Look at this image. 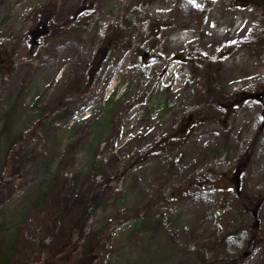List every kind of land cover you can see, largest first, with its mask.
Returning a JSON list of instances; mask_svg holds the SVG:
<instances>
[{"label": "rangeland", "instance_id": "rangeland-1", "mask_svg": "<svg viewBox=\"0 0 264 264\" xmlns=\"http://www.w3.org/2000/svg\"><path fill=\"white\" fill-rule=\"evenodd\" d=\"M92 2L0 0V264H264V113L245 103L230 123L206 128L220 112L206 111L198 98L205 75L182 58H210L203 72L223 92L256 91L260 100L264 7L216 0L198 20L207 0H96L84 36L63 37L36 58V13L55 3L56 22L67 23ZM130 12L131 48L108 62L97 47ZM147 48L158 62H145ZM84 74V93L69 99ZM190 125L192 135L200 128L194 138L164 140ZM162 138L170 155L155 156ZM136 156L133 172L111 177ZM57 175L73 188L44 245L66 247L65 259L32 254L34 237L14 232ZM86 204L94 213L82 238L64 245L72 214Z\"/></svg>", "mask_w": 264, "mask_h": 264}, {"label": "trees", "instance_id": "trees-1", "mask_svg": "<svg viewBox=\"0 0 264 264\" xmlns=\"http://www.w3.org/2000/svg\"><path fill=\"white\" fill-rule=\"evenodd\" d=\"M216 1V0H215ZM211 0H207V4L209 5L207 8H204L200 11V17L198 20H206L210 9H213V2ZM224 3V5L229 6L231 9L237 8L242 3H247L252 6L263 8L264 0H219V2ZM96 2V0H95ZM95 2H92V4ZM94 4L87 6V4L82 7L84 9H80L79 12L76 14V17L73 18L71 22L67 23H60L58 24L56 22V12H57V6L54 3V5L47 6L44 8L45 10H39L36 14L38 15V20H32L35 23V28L32 31H29V38L31 39L32 36H36L35 45H36V58H39L41 55V52L44 50V48L49 47L52 44L57 43L60 39L63 37H68V39H77L82 36H84L88 32V26H89V18L93 15L92 8L94 7ZM92 11V12H91ZM83 16L87 18V20H82ZM134 13L130 12L123 16L121 23L113 27L109 32L107 33V36L103 39V41L100 43V45L97 47L96 53H103V57L108 59L109 62L114 56L113 53L116 49H121L124 51H127L131 48V45L134 40V22H133ZM264 20V17H263ZM88 21V23H87ZM199 24H203L201 21H199ZM160 26V25H159ZM173 22L172 24H161L162 30H171L173 28ZM264 29V27H263ZM260 41L264 43V34H261ZM148 43V41H147ZM150 44H145L146 46H149ZM38 46L40 47L38 49ZM148 49V48H147ZM2 54L5 52L0 51ZM144 54V52H143ZM97 56V55H96ZM95 56V58H96ZM183 60H187V63L189 66L193 67L194 69L198 70V75H205V81L203 83V86L198 94V98L200 100H204L207 103V112H220V115L213 120L211 123L208 122V124L204 125L206 128H210L212 126H222L226 123H230L232 118L235 115V111L242 108V106L245 103L252 104L253 102L261 109V113H264V91L260 92V100L258 99V95H253L256 91H253L249 94H227L223 92L216 84L214 75L211 73L210 70L209 73L203 72L207 68H210V66H213V62L209 58L199 57L196 62L193 60H188V56L182 53ZM203 59L205 62V65L202 66L200 63V60ZM39 60V59H37ZM193 61V62H192ZM93 68V65L91 64V69ZM11 68H8L10 70ZM202 69V70H201ZM4 72L3 67L0 66V73ZM2 74V73H1ZM81 76V78H80ZM77 79V82L73 85V88L69 89L67 92V97L69 99H78L85 91L86 89V75H80ZM139 76V75H138ZM245 95V96H244ZM250 96V97H248ZM209 99L212 101L209 103ZM259 101V103L255 102L254 100ZM242 105V106H241ZM114 110H111L110 115L113 114ZM190 117L188 118V120ZM109 122V120L107 121ZM203 127V126H200ZM262 127L264 128V122ZM200 128L196 131L195 135L198 134ZM177 134V133H176ZM173 135L166 136L167 138H164L166 141L167 139H172ZM163 138L158 140L157 144L154 145V149L152 151V154L155 156H168L170 155L169 152L164 151V145H162ZM94 146L95 143H92ZM145 160V159H144ZM143 160V161H144ZM141 158L134 157L133 160H127L126 159V165H123L118 170H113L112 174L115 176H111L112 178H116L117 180H120L121 178L125 177L129 173L133 172L134 168L138 166L139 163H141ZM240 162L237 161L235 164H231L228 168L229 171L239 164ZM116 165H114L115 167ZM247 163L244 166L247 167ZM69 185V187H68ZM71 182L69 179H65L63 176L57 175L52 180L48 181L45 185H43L38 192V196L36 197V201L34 204H30L29 207L26 208V210L23 211V215L25 216L22 219H19V222L17 223L15 227V231L17 233V230H22L24 232L25 238H27V235H31L34 237V240L32 241L33 246L32 248V254H41V252L45 251L46 255L48 257H53L52 259H55V257L60 258H66L67 251H64L65 248L62 250H55L53 247L48 248L44 245L47 234L51 231L52 228H50L51 224H54L53 221L57 217V211L56 209H59V204L62 203L63 199L67 197L69 192L73 187H70ZM171 185V191H176L178 188H175L174 181H170L168 183V186ZM170 201V200H169ZM262 202V200H260ZM58 202V203H57ZM94 208L90 207V205H82L81 207H76V212L72 214V217L75 220L74 225H69L67 227V238L62 239V243L66 245L68 241V245H70L73 240H77L82 238V235L84 233V228L86 227L87 221L91 216H93ZM59 214V213H58ZM70 223V221H69ZM14 237V234H13ZM78 263V262H77ZM81 264H85L81 262Z\"/></svg>", "mask_w": 264, "mask_h": 264}, {"label": "water", "instance_id": "water-1", "mask_svg": "<svg viewBox=\"0 0 264 264\" xmlns=\"http://www.w3.org/2000/svg\"><path fill=\"white\" fill-rule=\"evenodd\" d=\"M149 54V50L148 51H146V55H148ZM157 61V59L155 58V57H152V58H149L148 59V62L149 63H154V62H156Z\"/></svg>", "mask_w": 264, "mask_h": 264}]
</instances>
